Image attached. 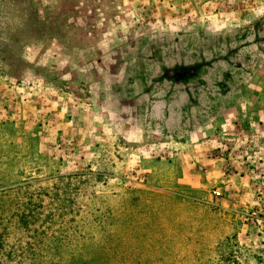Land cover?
<instances>
[{"label":"rangeland","instance_id":"obj_1","mask_svg":"<svg viewBox=\"0 0 264 264\" xmlns=\"http://www.w3.org/2000/svg\"><path fill=\"white\" fill-rule=\"evenodd\" d=\"M0 264H264V0H0Z\"/></svg>","mask_w":264,"mask_h":264}]
</instances>
